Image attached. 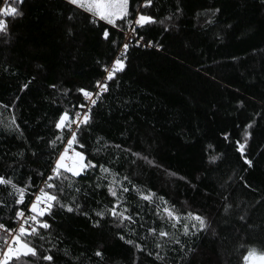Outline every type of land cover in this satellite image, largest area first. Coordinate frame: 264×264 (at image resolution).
Segmentation results:
<instances>
[{"label": "trees", "instance_id": "obj_1", "mask_svg": "<svg viewBox=\"0 0 264 264\" xmlns=\"http://www.w3.org/2000/svg\"><path fill=\"white\" fill-rule=\"evenodd\" d=\"M2 4L22 15L0 16V248L40 189L58 201L39 218L50 227L21 238L37 256L9 264H243L264 252V0H129L123 30L90 23L66 0ZM139 15L153 21L138 26ZM127 38L125 70L72 145L96 167L51 175L69 138L59 116L80 109L78 90L96 87ZM250 123L247 169L235 142ZM113 205L132 220L112 216ZM188 213L204 218V231Z\"/></svg>", "mask_w": 264, "mask_h": 264}, {"label": "snow or ice", "instance_id": "obj_2", "mask_svg": "<svg viewBox=\"0 0 264 264\" xmlns=\"http://www.w3.org/2000/svg\"><path fill=\"white\" fill-rule=\"evenodd\" d=\"M5 4L8 5L10 3V0H4ZM17 3H22L23 0H15ZM66 2L69 5H75L76 8L83 10L84 13L90 14V16L86 17L89 19V22L92 24H97L98 22H104L106 25H110L113 28H120L123 30V23H117L118 21L124 22L126 21L129 25L133 23L132 20L128 19L129 16V0H66ZM147 3H150L151 0H146ZM217 11H219L217 9ZM22 15L20 11H18V8L16 6H5L0 7V16L4 17H12V16H19ZM69 19H73L72 15H69ZM153 17L149 15H139L135 19V24L138 26H143L146 23L152 22ZM6 28V22L4 19H0V34L4 32ZM69 32H71V29H69ZM132 34H135V29H132ZM102 35L105 39L109 38V30L107 28L102 29ZM143 39V37H141ZM115 44V41H113ZM137 45L139 46V41H137ZM145 46H152V42L149 41L147 45ZM159 47V45H157ZM129 48L128 43L123 44V51L116 56L110 67L106 66L104 68V71L106 72V77L102 81H97V91L95 93L85 91L83 89H79L78 91L83 93V96L85 97L86 101L90 102L92 105L96 104V100L92 99V97L99 96L101 92L107 91V82L110 80H113L117 72H122L126 68V60H127V50ZM26 88L27 85H24ZM86 105L81 104L79 107L84 108ZM76 117L79 118L81 116L80 112H76ZM89 119V113L86 111L83 113V119L80 120L79 123H77V120L70 119L68 113H63L59 116L58 122L55 124V127L57 129H61L64 126L71 127V124H76L77 128H80L81 123H86ZM13 123H15V120H13ZM252 127V124H248L245 126V132L243 136V142L240 140H237L236 143V151L239 153L240 159L243 162V165L247 166V169H251L254 167L253 160L250 158V153H248V145L249 140L251 139V132L248 131L249 128ZM224 138L227 140L229 134L225 133L223 134ZM77 142V133L75 131H72L71 136L67 139V146L64 147L63 151L59 153L58 158L55 160V166L51 169L52 173L58 174V170L63 169L66 172H70L73 175H79L82 171L86 170L87 168H95L96 165L91 161L88 160L87 163H85V156L82 152L74 151L72 149V145ZM83 147V145H81ZM119 147V146H117ZM209 148H212V145L208 146ZM72 152L71 155H68L69 152ZM248 153V154H246ZM218 159L217 155L210 156L211 161H215ZM101 170L103 172H108L109 169L105 168L103 165L100 166ZM245 169V170H247ZM52 177L49 176V179ZM124 179H127V177H124ZM0 183H4V178L0 177ZM116 183H119L118 181ZM48 188H52V184L47 185ZM247 186V185H246ZM97 187H100L99 184H97ZM129 189L127 187L123 188V192H128ZM108 192L111 194V196L116 197L117 192L111 187H108ZM23 191H21V200H18L16 203H21L23 198ZM145 200L150 199V196H144ZM57 201L56 195H50L48 192L44 191V189H40L39 194L35 195L34 202L31 203L29 211L31 212V215H28L25 217L24 211L18 210L16 211L17 217H25L24 223H21L19 225V232L18 234H15L12 236V240L14 241V244L7 245V250L3 252L2 259H0V264H9V261L13 259L14 256L19 257L21 253L24 255H28L29 253L33 256H37V252L35 247H30L28 243L22 242V237L30 235L32 233H36L37 226L42 227L43 229H48L50 227L49 223L46 220H42L39 218L45 217L46 215H51V208L53 207L52 202ZM58 202V201H57ZM44 203V206L41 207V204ZM61 207L66 208L68 212L73 211V207L61 204ZM75 207L78 209L80 208V205L77 203ZM108 211L111 212L112 216H118L123 222L124 220L131 221L132 216L131 215H124V212H117L116 211V205H113L111 209ZM126 211V210H125ZM165 212H168L169 216H172V213L165 208ZM96 216L103 218L105 215L104 211H97L95 213ZM190 217H192L195 221L199 222V231H204L206 228L205 220L202 216L199 214H193L188 213ZM178 218V217H177ZM243 219V217H241ZM31 222V226L29 228L25 227V224H29ZM97 226L99 224V221L96 222ZM5 226L3 224H0V228H4ZM193 227L195 228L196 225L193 224ZM11 231V230H10ZM150 232H154V229H149ZM185 234H187V226L185 228ZM159 235L161 237H164L167 235L166 232L160 231ZM42 238V237H41ZM120 238L123 240L124 236L121 235ZM127 243L131 244L133 243L132 240H128ZM179 243V241H177ZM156 247H160L159 244L156 245ZM136 248L140 249L141 245L136 244ZM96 256H101V253L97 251L95 253ZM254 256V250L249 251L247 255L244 256V260L248 261L250 257ZM160 258L159 256L157 257ZM44 261H52L53 257L51 255H45L42 257ZM258 260L260 264H264V253H262ZM15 264V262H13Z\"/></svg>", "mask_w": 264, "mask_h": 264}, {"label": "built area", "instance_id": "obj_3", "mask_svg": "<svg viewBox=\"0 0 264 264\" xmlns=\"http://www.w3.org/2000/svg\"><path fill=\"white\" fill-rule=\"evenodd\" d=\"M2 1V5L3 6H5L6 4H5V2H4V0H1ZM11 1V0H10ZM2 7V6H1ZM129 38H127L125 41H124V43H128L129 44ZM123 51V49H121L120 50V52H122ZM106 77V76H105ZM105 77L102 79V80H104L105 79ZM101 80V81H102ZM98 89H97V86L93 89V90H85V91H89V92H93V93H95L96 91H97ZM104 92V91H103ZM103 92H101V94L103 93ZM100 94V95H101ZM100 95L99 96H93L92 97V99H95V100H97L99 97H100ZM83 104H85L86 106L84 107V108H80V109H78L76 112H80L81 113V116L79 117V118H77L76 117V112L73 114V115H71L70 116V119H75V120H77V123H79L80 122V120H82L83 119V113L84 112H88L90 109H92L93 108V106L94 105H92L90 102H88V101H86V99H85V97L83 96ZM84 123H81L80 124V126H82ZM78 128L76 127V124H71V127H68L67 126V130H68V132H69V137L71 136V133H72V131H75L76 132V130H77ZM67 146V141H66V143H65V146L64 147H66ZM54 173H52L51 175H53ZM19 223L20 222H18V224H17V226L19 225ZM26 228H29L30 226H25ZM18 229H19V227H17ZM11 235H15V234H9V238L5 241V245H3V247L2 248H0V259H2V256H3V252L5 251V250H3L4 248H6V246L8 245V244H10V236Z\"/></svg>", "mask_w": 264, "mask_h": 264}, {"label": "rangeland", "instance_id": "obj_4", "mask_svg": "<svg viewBox=\"0 0 264 264\" xmlns=\"http://www.w3.org/2000/svg\"><path fill=\"white\" fill-rule=\"evenodd\" d=\"M82 97H83V93H82ZM64 149V148H63ZM63 151V150H62ZM72 154V152L70 151L69 153H68V155H71ZM35 200V199H34ZM34 200L32 201V202H34ZM31 205V204H30ZM44 206V203H42L41 204V207H43ZM29 209H30V206H29ZM19 218V222L21 221V220H23V219H25V217H18ZM16 230V229H15ZM16 231H19V229L18 230H16ZM16 231H14V232H9V233H7V234H17L16 233ZM12 236L13 235H11L10 236V244H14V241L12 240ZM9 245V244H8ZM3 250H7V246H6V248H4ZM264 253V252H263ZM262 253H260V252H254V256L253 257H250L249 258V260L248 261H245L244 260V262H243V264H260V262H259V260H258V257L261 255ZM20 255H24L23 253H21ZM19 255V256H20ZM16 256H14L13 258H15Z\"/></svg>", "mask_w": 264, "mask_h": 264}]
</instances>
